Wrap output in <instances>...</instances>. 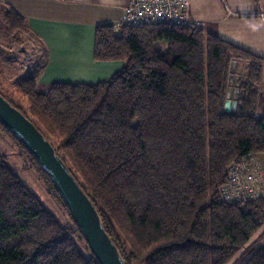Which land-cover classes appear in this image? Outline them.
Returning a JSON list of instances; mask_svg holds the SVG:
<instances>
[{"label": "trees", "instance_id": "obj_1", "mask_svg": "<svg viewBox=\"0 0 264 264\" xmlns=\"http://www.w3.org/2000/svg\"><path fill=\"white\" fill-rule=\"evenodd\" d=\"M6 33L29 35L15 10ZM1 13V12H0ZM166 45V48L162 47ZM94 59L123 62L95 85L55 83L40 92L42 56L3 96L43 134L96 208L126 264H264V199L223 196L232 165L264 154V60L196 25L96 29ZM232 60L248 82L225 112ZM74 228L63 225L0 151V264H99L53 182ZM77 240L86 245L85 255Z\"/></svg>", "mask_w": 264, "mask_h": 264}, {"label": "crops", "instance_id": "obj_2", "mask_svg": "<svg viewBox=\"0 0 264 264\" xmlns=\"http://www.w3.org/2000/svg\"><path fill=\"white\" fill-rule=\"evenodd\" d=\"M129 0H0V8L15 10L25 19L39 47L28 69L41 57L38 87L44 93L55 83L95 85L110 80L123 62L94 59L95 34L100 26L118 22ZM194 25L264 60V0H190ZM34 56V55H33ZM258 163L264 190V154ZM264 199V198H262ZM264 244V239L259 247Z\"/></svg>", "mask_w": 264, "mask_h": 264}, {"label": "water", "instance_id": "obj_3", "mask_svg": "<svg viewBox=\"0 0 264 264\" xmlns=\"http://www.w3.org/2000/svg\"><path fill=\"white\" fill-rule=\"evenodd\" d=\"M237 107L238 102L228 101L225 112L236 113ZM0 123L23 144L53 182L98 263L126 264L106 233L96 208L53 146L26 116L1 95Z\"/></svg>", "mask_w": 264, "mask_h": 264}, {"label": "built area", "instance_id": "obj_4", "mask_svg": "<svg viewBox=\"0 0 264 264\" xmlns=\"http://www.w3.org/2000/svg\"><path fill=\"white\" fill-rule=\"evenodd\" d=\"M151 25L180 27L193 25L190 16V0H129L121 19L112 26L118 33L126 26L144 27ZM233 80H244L238 74L235 65H232L229 71L225 102H238L242 96L243 92L239 88V83L233 82ZM247 82L244 80L243 86ZM257 91L264 98V87L257 89ZM248 159L235 162L229 171L228 183L223 188V196L232 204L264 198V190L261 187L262 179L257 171L258 163L255 160V165L250 167L247 163Z\"/></svg>", "mask_w": 264, "mask_h": 264}, {"label": "rangeland", "instance_id": "obj_5", "mask_svg": "<svg viewBox=\"0 0 264 264\" xmlns=\"http://www.w3.org/2000/svg\"><path fill=\"white\" fill-rule=\"evenodd\" d=\"M0 12V83L11 90L13 82L29 70L28 68L31 64L30 60L36 57L35 52H37L39 46L29 35H24L25 33L22 35V38L20 36L14 37V34L6 33V24L3 19L2 10ZM162 47L166 48V45H162ZM239 62L240 61L232 60L230 62L229 71L232 65H235L238 74L247 82V69L245 68L244 62ZM244 80H233V82L239 83V88L242 89ZM8 89L6 92L0 91L3 92V94H8ZM39 90L43 92L44 88L40 87ZM0 151L6 156L8 165L16 171L21 181L40 199L46 208L50 210L63 225L74 228L73 222L66 209L49 193L48 185L41 173L32 165L30 159L21 153L19 147L11 138L1 130ZM77 244L80 250L86 255L85 243L81 240H77Z\"/></svg>", "mask_w": 264, "mask_h": 264}]
</instances>
